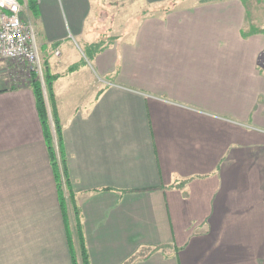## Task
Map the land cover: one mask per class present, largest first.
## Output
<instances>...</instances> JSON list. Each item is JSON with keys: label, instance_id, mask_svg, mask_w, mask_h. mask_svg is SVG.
Here are the masks:
<instances>
[{"label": "crops", "instance_id": "0c3cea01", "mask_svg": "<svg viewBox=\"0 0 264 264\" xmlns=\"http://www.w3.org/2000/svg\"><path fill=\"white\" fill-rule=\"evenodd\" d=\"M19 2L60 75L90 263L264 264V33L246 29L245 3L102 0L113 27L99 37L98 0ZM8 72L0 264H72L35 96Z\"/></svg>", "mask_w": 264, "mask_h": 264}, {"label": "trees", "instance_id": "16d2710c", "mask_svg": "<svg viewBox=\"0 0 264 264\" xmlns=\"http://www.w3.org/2000/svg\"><path fill=\"white\" fill-rule=\"evenodd\" d=\"M254 32L258 31L254 30ZM96 46L98 47V45ZM74 69L75 67H72L70 71H74ZM59 78L60 75L52 73L45 62L42 65V78L37 73L32 72L28 80L35 96L44 140L57 183L72 264H91L84 236L80 206L68 174L63 126L58 114L54 92V83Z\"/></svg>", "mask_w": 264, "mask_h": 264}, {"label": "built area", "instance_id": "2783aa9c", "mask_svg": "<svg viewBox=\"0 0 264 264\" xmlns=\"http://www.w3.org/2000/svg\"><path fill=\"white\" fill-rule=\"evenodd\" d=\"M19 0H0V57L20 65L21 71L42 78V59L33 26L24 22Z\"/></svg>", "mask_w": 264, "mask_h": 264}, {"label": "rangeland", "instance_id": "374dc122", "mask_svg": "<svg viewBox=\"0 0 264 264\" xmlns=\"http://www.w3.org/2000/svg\"><path fill=\"white\" fill-rule=\"evenodd\" d=\"M102 0H98L96 4H99V7L95 9V14L98 15L99 19L103 16V12L109 13V18L104 22L97 23L96 29L94 33H99V37L103 34L107 33L110 36L109 30L113 27L112 25V9H107L105 6H100L103 3H100ZM246 5L247 10V21H246V29L248 31L257 30L258 33H264V0H243ZM133 19H131L130 23L132 24ZM129 23V26L131 25ZM127 28V24L124 26V30ZM107 36V37H108ZM79 45L84 49V43L81 40H77ZM0 62L2 63L0 66L3 68H8V78L12 79L14 83L22 84L25 83L26 80L29 79V75L21 71V66L15 63L14 61H9L0 57ZM43 63V61H42ZM261 67L264 69V62L261 63ZM6 75V74H5ZM16 84V85H18Z\"/></svg>", "mask_w": 264, "mask_h": 264}]
</instances>
